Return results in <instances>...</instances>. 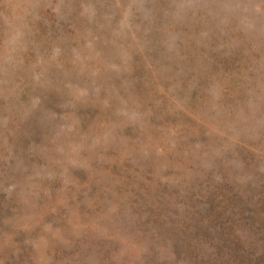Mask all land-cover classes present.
I'll use <instances>...</instances> for the list:
<instances>
[{
  "label": "rangeland",
  "instance_id": "374dc122",
  "mask_svg": "<svg viewBox=\"0 0 264 264\" xmlns=\"http://www.w3.org/2000/svg\"><path fill=\"white\" fill-rule=\"evenodd\" d=\"M0 264H264V0H0Z\"/></svg>",
  "mask_w": 264,
  "mask_h": 264
}]
</instances>
